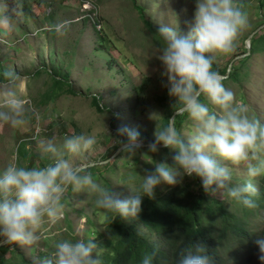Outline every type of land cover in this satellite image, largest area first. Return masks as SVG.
Listing matches in <instances>:
<instances>
[{"label":"rangeland","instance_id":"rangeland-1","mask_svg":"<svg viewBox=\"0 0 264 264\" xmlns=\"http://www.w3.org/2000/svg\"><path fill=\"white\" fill-rule=\"evenodd\" d=\"M90 1L95 11L79 0H0V243L17 236L16 249L33 264H77L53 253L68 249L54 244L66 221L97 263L96 246L86 244L105 235L97 187L126 204L122 175L151 160L166 137L162 124L178 111L175 124L191 110L175 129L184 157L174 146L162 161L180 163L182 182L198 169L194 157L233 180L256 179L264 168V50L237 62L258 47L264 0ZM151 29L173 49L159 46ZM185 47L209 64L179 52ZM233 65L241 80L224 82ZM213 76L224 82L205 93L213 117L194 103L180 112L200 78ZM65 79L73 95L54 85ZM81 167L88 174L70 186Z\"/></svg>","mask_w":264,"mask_h":264},{"label":"trees","instance_id":"trees-1","mask_svg":"<svg viewBox=\"0 0 264 264\" xmlns=\"http://www.w3.org/2000/svg\"><path fill=\"white\" fill-rule=\"evenodd\" d=\"M140 16L145 25L151 28L144 16ZM151 31L159 46L169 51L173 49L158 32ZM259 40L257 48H252L244 59L237 60L240 65H244L252 54L264 50V33ZM182 49L179 52L189 50L209 64L200 49ZM223 76L226 77L224 82L237 83L242 73L233 65L229 74ZM205 80L200 78L198 88ZM224 82L209 81L199 92L191 109L213 117L207 111L205 93ZM54 85L61 91L65 86L70 95L74 94L66 79L55 80ZM93 103L98 105V101ZM190 111H186L183 117H176L178 126ZM176 124L173 123L174 136L169 142V120L164 122L161 128L166 137L156 148H151V160L144 163L142 168L129 169L122 175V184L130 188V198L123 205L128 207L127 210L116 201L109 186L97 187L101 192L97 200H101L102 208L99 210L104 212L105 235H98L93 243H86L96 246L97 263L78 246L69 221H66L67 232H62V236L54 241V244L68 246V249L61 253L53 249L55 255L68 257L77 264H264V168L260 166L256 179L233 180L221 175L215 165L203 163L194 157L199 164L198 169L189 176L191 182H182L180 179H184V176L180 173L184 171L179 168L180 163L162 161V157L166 158L174 146L175 154H182V143L175 135ZM164 143H167V147L162 146ZM132 149L136 152L142 150L136 147ZM183 163L185 165L186 161ZM103 167H107L104 170L111 169L109 165ZM85 173V170L81 171L70 186H76L83 179L81 175L88 174ZM201 180L209 183V187L202 186ZM90 188L91 192L94 185ZM208 188H216L218 194L223 195V200L210 193ZM66 200L67 197H64L57 203H66ZM44 238L46 244L51 243L52 239ZM6 240L3 239L1 243ZM18 240L16 236L0 246V264H33L16 249Z\"/></svg>","mask_w":264,"mask_h":264},{"label":"water","instance_id":"water-1","mask_svg":"<svg viewBox=\"0 0 264 264\" xmlns=\"http://www.w3.org/2000/svg\"><path fill=\"white\" fill-rule=\"evenodd\" d=\"M228 72H229V71H228ZM215 77H217V76H213V77H209V78H207L206 81L204 82V84L202 85V88H204L205 85H206L210 80H212V78H215ZM219 78L222 79V78H226V77H219ZM202 88L199 90V92L202 90ZM198 94H199V93H198ZM197 96H198V95H196V96L193 98L192 102H191L188 106H186L185 108H182V110H181L180 112L186 110L189 106H191V105L195 102V99H196ZM178 113H179V111L176 112V113H174L173 116H172V119H173V118L176 116V114H178ZM172 119L170 120V124H169V132H170L169 142H171V140H172V133H173V122H172ZM135 146H137V145H135ZM84 168H85V167H81V168H79L75 173L81 171V170L84 169ZM75 173L71 176V178H72L74 175H76ZM25 219H26V218H25ZM5 242H7V240H6ZM5 242L0 243V246H1L2 244H4Z\"/></svg>","mask_w":264,"mask_h":264},{"label":"built area","instance_id":"built-area-1","mask_svg":"<svg viewBox=\"0 0 264 264\" xmlns=\"http://www.w3.org/2000/svg\"><path fill=\"white\" fill-rule=\"evenodd\" d=\"M81 3H82V8L84 9V10H88V11H90V10H94L95 11V8L91 5V1L90 0H79ZM95 13V12H94ZM97 23H100L99 21H97ZM101 26V24H97L95 27H96V29H97V31L98 32H100V27Z\"/></svg>","mask_w":264,"mask_h":264}]
</instances>
